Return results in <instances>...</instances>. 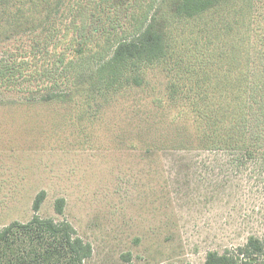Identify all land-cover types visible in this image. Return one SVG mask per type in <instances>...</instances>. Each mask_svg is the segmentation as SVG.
<instances>
[{
    "label": "rangeland",
    "instance_id": "rangeland-1",
    "mask_svg": "<svg viewBox=\"0 0 264 264\" xmlns=\"http://www.w3.org/2000/svg\"><path fill=\"white\" fill-rule=\"evenodd\" d=\"M89 1L0 0V62H29L24 76L0 86V228L29 221L35 196L45 191L37 215L68 222L91 246L86 264H203L210 252L222 254L250 236L264 239V147L247 154L210 147L206 130L214 119L237 143L226 97L192 103L203 116L198 126L186 103L165 102L179 72L214 79L216 66L228 72L230 53L192 45L199 36L183 32L173 62L171 55L163 68L134 72V83L131 62L110 66L113 42L133 40L151 15L167 11L159 0H139L137 22L123 38L99 40L97 49L65 63V52L53 55L72 42L61 30ZM170 16L159 27L190 25ZM90 74L102 79L106 95L95 92ZM56 200H63L61 214Z\"/></svg>",
    "mask_w": 264,
    "mask_h": 264
},
{
    "label": "trees",
    "instance_id": "trees-1",
    "mask_svg": "<svg viewBox=\"0 0 264 264\" xmlns=\"http://www.w3.org/2000/svg\"><path fill=\"white\" fill-rule=\"evenodd\" d=\"M138 1L90 0L86 8L77 14V18L61 30L63 38L71 36L72 42L64 50L53 52V55L65 52L64 55L69 59L65 63H69L70 60H80L91 49H97L99 40L106 44L111 35L123 38L128 26L137 22L138 14L134 8L140 5ZM159 1L167 10L162 16L157 13L151 15L146 21L148 24L141 28V33L132 35L131 38L135 37L133 40H114L110 66L115 68L120 63L131 62L128 66L130 75H133L132 81L138 84L137 78L143 68H163L171 58L173 62V53H180L176 48L183 47L176 45L175 40L178 36L183 37V32L191 33L192 38L189 39H194L195 34L199 36L201 43L192 40V45L213 46L215 52L230 53L228 72L222 69L219 74L216 66L217 77L214 79L210 76L202 77L201 73L197 77L188 70L179 72L178 77L167 84L170 92L166 95L165 102H180L181 106L183 102L186 103L198 126L202 124L199 121H203V116L197 115L193 110V102L199 101L201 96L207 98L208 102H216V98L220 97L228 98L231 109L227 113L228 123L237 143L232 142L230 134H224L226 127L217 125L219 120L214 119L215 126L212 123L206 130L214 140L210 147L225 152L256 153L258 146L264 147V3L257 6L253 0ZM257 8L258 18L251 20ZM19 10L17 8L12 14L17 15ZM166 15H171L170 20L174 18L183 26L190 25L185 28L168 25L165 30L157 22L161 23L167 18ZM225 19L229 21L224 22ZM199 21L206 23L199 27ZM250 48L256 50L250 52ZM28 64L27 59L0 62V86L7 85L20 75L24 76V66ZM60 64L57 61L55 65L59 67ZM215 64L217 65L216 60ZM29 68H34V65ZM88 77L93 81L95 79L92 74ZM212 83L213 89L201 90L203 94L197 90L191 91V86ZM91 85L95 87L96 93L106 95L102 79L97 77V82L94 81ZM91 90L89 88L90 95ZM175 98L180 100H174ZM162 101L158 98L154 103L158 102L156 106L159 107ZM167 106L171 107L168 103ZM215 111L220 115L224 112L219 101L215 105ZM213 113L211 111L210 116ZM210 116H206V119ZM203 130L204 127L200 132ZM44 199L43 191L35 196L32 203L33 216L29 221H14L0 228V264H86L92 249L77 236L74 228L66 221L56 222L37 215ZM54 208L57 214H61L63 200H56ZM127 257L129 258V254H124L122 259L128 261ZM203 264H264V239L250 236L243 245L222 254L210 252Z\"/></svg>",
    "mask_w": 264,
    "mask_h": 264
},
{
    "label": "crops",
    "instance_id": "crops-1",
    "mask_svg": "<svg viewBox=\"0 0 264 264\" xmlns=\"http://www.w3.org/2000/svg\"><path fill=\"white\" fill-rule=\"evenodd\" d=\"M44 193H45V195H46V192L45 191H43Z\"/></svg>",
    "mask_w": 264,
    "mask_h": 264
}]
</instances>
